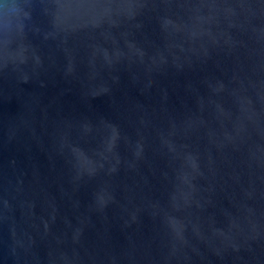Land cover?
Returning <instances> with one entry per match:
<instances>
[{
  "label": "water",
  "instance_id": "95a60500",
  "mask_svg": "<svg viewBox=\"0 0 264 264\" xmlns=\"http://www.w3.org/2000/svg\"><path fill=\"white\" fill-rule=\"evenodd\" d=\"M0 264H264V0H0Z\"/></svg>",
  "mask_w": 264,
  "mask_h": 264
}]
</instances>
